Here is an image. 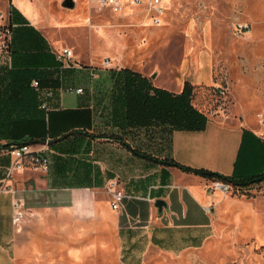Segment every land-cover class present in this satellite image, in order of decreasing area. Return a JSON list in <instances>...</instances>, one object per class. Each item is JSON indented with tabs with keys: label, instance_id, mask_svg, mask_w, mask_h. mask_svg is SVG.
I'll return each instance as SVG.
<instances>
[{
	"label": "crops",
	"instance_id": "obj_1",
	"mask_svg": "<svg viewBox=\"0 0 264 264\" xmlns=\"http://www.w3.org/2000/svg\"><path fill=\"white\" fill-rule=\"evenodd\" d=\"M52 3L8 0L2 9L12 35L9 49L0 50V71L27 74L42 112L40 128L23 132L20 141H32L37 150L49 139V167H35L25 158V166L11 172L14 156L3 145L9 138L0 136V264H16L47 229L56 237L95 242L104 255L112 243L120 264H143L154 252L179 255L203 246L215 233L222 203L233 197L210 188L213 178L171 161L234 179L262 174L264 127L242 110L228 120L203 111L202 128L175 127L166 104L184 81L193 85L194 95L195 85L212 86L220 77L206 58L199 56L191 75L176 81L161 77L158 69L107 67L92 54L75 51L63 34L70 26L59 17L78 16ZM64 47L74 50L71 60L60 57ZM126 67L146 79L127 83ZM178 68L188 72L187 61ZM35 78L39 91L31 85ZM153 87L166 92L155 93ZM46 89L53 91L49 109L40 104ZM21 105L28 107L23 99ZM114 188L125 192L120 208L111 204ZM17 201L26 210L20 220Z\"/></svg>",
	"mask_w": 264,
	"mask_h": 264
},
{
	"label": "rangeland",
	"instance_id": "obj_2",
	"mask_svg": "<svg viewBox=\"0 0 264 264\" xmlns=\"http://www.w3.org/2000/svg\"><path fill=\"white\" fill-rule=\"evenodd\" d=\"M7 1L0 0V11ZM60 2L52 4L78 16L59 17L70 26L63 34L76 52L92 54L97 63L109 58L112 66L158 69L172 81L191 75L196 59L204 56L216 77L225 72L231 81L228 115L218 116L228 120L242 110L264 127L258 120L264 115V0H163L159 24L140 7L92 9L81 18L91 9L85 0L72 8ZM183 60L189 67L185 73L178 68ZM211 96L212 86L195 85L192 102L208 116ZM227 192L233 199L222 203L215 233L203 246L179 255L154 252L143 264H264V179ZM42 234L38 246L23 252L16 264H120L112 243L104 255L95 242L56 237L48 229Z\"/></svg>",
	"mask_w": 264,
	"mask_h": 264
},
{
	"label": "trees",
	"instance_id": "obj_3",
	"mask_svg": "<svg viewBox=\"0 0 264 264\" xmlns=\"http://www.w3.org/2000/svg\"><path fill=\"white\" fill-rule=\"evenodd\" d=\"M9 25L11 26V24ZM6 49H9V43ZM122 70L127 73V83L131 85H135L137 78L146 79L139 72L129 67ZM29 80L28 75L24 72L10 69L8 76H5L0 71V136L9 138L8 143L3 144L4 146H10L13 143H32V141H20L23 132L29 131L32 134L40 128L42 112L38 108L36 92L30 86ZM153 88L155 93L166 92L165 89L159 87ZM192 98L193 85L185 80L182 90L177 94H173L170 103L167 101V109L172 108L171 118L175 127L202 128L204 126L206 115L192 104ZM22 99L23 102L28 104V107H24V110L21 105ZM171 163L184 170L209 178H219L231 183L233 186H242L264 179V173L248 179H234L215 171L192 168L174 161H171Z\"/></svg>",
	"mask_w": 264,
	"mask_h": 264
},
{
	"label": "built area",
	"instance_id": "obj_4",
	"mask_svg": "<svg viewBox=\"0 0 264 264\" xmlns=\"http://www.w3.org/2000/svg\"><path fill=\"white\" fill-rule=\"evenodd\" d=\"M90 7L95 10L110 9L112 11H122L126 7H140L141 11L145 13L153 24H159L162 14L164 13L163 0H89ZM6 14L0 11V46L2 49H6L10 42L12 29L9 23L5 20ZM74 50L71 47H64L60 53V57L64 60H71L74 57ZM105 66H111V60L106 58L104 61ZM31 85L36 90H41L42 85L39 79H32ZM72 88V87H71ZM77 92H82L83 87L74 88ZM229 92L230 83L226 78V75H221L212 84V96L209 105V111L211 116L228 115L229 111ZM53 95L51 89H46L41 97V106L45 109H49L50 105L47 99ZM258 120L260 124H264V115L258 114ZM49 139H46L37 150L33 149V145L30 142L13 143L9 146L11 153L14 156V161L11 165L10 171L14 169L23 168L26 164L25 158H28L31 164L41 169H48L49 157L45 150L48 148ZM210 188L218 189L221 191H228L231 188V183L214 179L211 181ZM112 201L111 204L114 208H120L122 199L125 196V192L121 189H111ZM209 207H207L208 209ZM15 215L17 219H22L26 215V210L21 205L20 201L15 203Z\"/></svg>",
	"mask_w": 264,
	"mask_h": 264
},
{
	"label": "water",
	"instance_id": "obj_5",
	"mask_svg": "<svg viewBox=\"0 0 264 264\" xmlns=\"http://www.w3.org/2000/svg\"><path fill=\"white\" fill-rule=\"evenodd\" d=\"M61 3H62V5L64 7H67V8H72V7H75V5H76V1L75 0H62Z\"/></svg>",
	"mask_w": 264,
	"mask_h": 264
}]
</instances>
